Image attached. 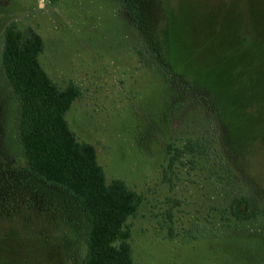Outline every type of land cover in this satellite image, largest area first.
I'll return each instance as SVG.
<instances>
[{"label":"rangeland","instance_id":"374dc122","mask_svg":"<svg viewBox=\"0 0 264 264\" xmlns=\"http://www.w3.org/2000/svg\"><path fill=\"white\" fill-rule=\"evenodd\" d=\"M10 22L39 33L58 86L79 88L65 119L106 181L140 195L133 264H264V0H0V264H81V211L17 141ZM238 196L254 217L230 215Z\"/></svg>","mask_w":264,"mask_h":264},{"label":"trees","instance_id":"16d2710c","mask_svg":"<svg viewBox=\"0 0 264 264\" xmlns=\"http://www.w3.org/2000/svg\"><path fill=\"white\" fill-rule=\"evenodd\" d=\"M2 39L3 74L18 101L16 136L26 167L44 187L61 191L81 211L86 246L81 264H133L127 219L136 213L141 197L120 179L107 182L94 146L79 141L69 128L65 113L80 96L79 88L73 82L60 87L50 78L39 62L44 44L35 30L23 35L10 22ZM228 209L235 219L247 220L254 217L257 204L238 196Z\"/></svg>","mask_w":264,"mask_h":264},{"label":"crops","instance_id":"0c3cea01","mask_svg":"<svg viewBox=\"0 0 264 264\" xmlns=\"http://www.w3.org/2000/svg\"><path fill=\"white\" fill-rule=\"evenodd\" d=\"M37 32V31H36ZM38 33V32H37ZM39 34V33H38ZM42 38V37H41Z\"/></svg>","mask_w":264,"mask_h":264}]
</instances>
